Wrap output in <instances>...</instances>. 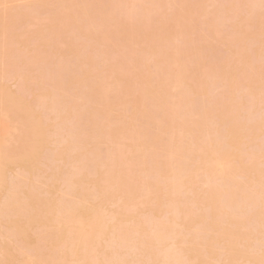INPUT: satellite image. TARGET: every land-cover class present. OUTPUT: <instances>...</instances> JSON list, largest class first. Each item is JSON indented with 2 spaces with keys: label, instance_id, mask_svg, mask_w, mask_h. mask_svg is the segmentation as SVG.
I'll list each match as a JSON object with an SVG mask.
<instances>
[{
  "label": "rangeland",
  "instance_id": "rangeland-1",
  "mask_svg": "<svg viewBox=\"0 0 264 264\" xmlns=\"http://www.w3.org/2000/svg\"><path fill=\"white\" fill-rule=\"evenodd\" d=\"M263 206L264 0H0V264H264Z\"/></svg>",
  "mask_w": 264,
  "mask_h": 264
},
{
  "label": "bare ground",
  "instance_id": "bare-ground-1",
  "mask_svg": "<svg viewBox=\"0 0 264 264\" xmlns=\"http://www.w3.org/2000/svg\"><path fill=\"white\" fill-rule=\"evenodd\" d=\"M257 192H258V191H257ZM258 194H259V193H258ZM258 194H257V195H258ZM259 195H260V194H259ZM170 200H172V199H170ZM250 200H251V198H250ZM252 200H253V202H254L255 199L253 198ZM252 200H251V201H249V199L246 200V201H247V202H245L246 207L249 206V204H250V202H252ZM248 201H249V204H248ZM253 202H252V203H253ZM167 203H168V202H167ZM167 203H166V204H167ZM170 203H171V202H170ZM175 203H176V202H175ZM230 203H231V202H230ZM257 203H258V201H257ZM259 203H260V205L262 204V202H259ZM259 203H258V204H259ZM105 204H106V203H105ZM173 204H174V203H172V205H173ZM177 204H178V203H177ZM254 204H255V203H253V206H254ZM245 205L242 206V207H245ZM165 206L168 207L167 205H165ZM165 206H164V207H165ZM217 206H218V208H216L215 206H212V207H213V208L215 207L216 209L221 210V209L219 208V205H217ZM251 206H252V205H251ZM251 206H250V207H251ZM255 206L257 207V205H255ZM261 206H262V205H261ZM169 207H170V206H169ZM171 207H172V206H171ZM177 207H178V206H177ZM220 207H221V206H220ZM242 207H240V208H241V209H244V208H242ZM256 207H255V208H256ZM173 208H174V207H173ZM173 208H171V209H173ZM221 208H222V207H221ZM238 208H239V206H238ZM253 208H254V207H253ZM253 208H251V209H252L251 211H253ZM262 208L264 209V206H263ZM171 209L169 208V210H171ZM174 209H176V207H175ZM216 209H215V211H216ZM222 209H223V208H222ZM246 209H247V208H246ZM258 209H259V207H258ZM80 210H82V209H80ZM166 210H167V209H166ZM219 210H218V211H219ZM259 210H261V213H264V212L262 211L261 208H260ZM95 211H97V210L95 209ZM95 211H94V212H95ZM167 211H168V210H167ZM221 211H222V210H221ZM243 211H244V210H242V211L239 213L238 210H237V212H238L240 215H241V213H242ZM249 211H250V210H249ZM180 212H182V211H180ZM212 212H213V211H212ZM244 212H245V211H244ZM244 212H243V213H244ZM246 212L248 213V210H246ZM246 212H245V213H246ZM218 213H219V212H214V213H212V215H213V214L217 215V216H215V217L218 218V219H219L220 217H223V215H221V214H223V211L220 212V213H221V214H219L220 217H219ZM255 213H256V214H255ZM255 213H254V214L257 216V220H259L260 218H258V216H259L260 214L257 215L258 210H255ZM148 214H149V213H147V216H148ZM225 214H226V213H225ZM250 214L253 215L251 212H250ZM89 215H90V214H89ZM92 215H93V214H92ZM243 215H244V214H243ZM245 215H246V214H245ZM147 216H146V218H147ZM180 216L183 217L182 214H180ZM227 216H228V214H227V215H224L225 219H227V218H226ZM247 216H248V214H247ZM247 216H246V217H247ZM253 216H254V215H253ZM262 216H263V214H262ZM262 216H261V219L263 218ZM89 217H92V216L90 215ZM149 217H150V216H148V219H149ZM184 217H185V215H184ZM108 218H109V217H108ZM110 218H111V217H110ZM110 218H109V220H110ZM176 218H177V217H176ZM250 218H251V216H250ZM148 219H147V222L150 221V220H153L154 218H152V219L150 218L149 220H148ZM182 219H183V218H182ZM252 219H253V218H251V220H252ZM255 219H256V218H255ZM255 219H253L252 221H254ZM155 220H157V219L155 218ZM158 220H159V219H158ZM158 220H157V221H158ZM251 220H250V221H251ZM263 220H264V219H263ZM105 221H107V220H105ZM157 221H154V222L156 223ZM184 221H185V218H184ZM187 221H188V220H187ZM217 221H218V220H217ZM219 221H220V220H219ZM219 221H218V222H219ZM261 221H262V220H261ZM261 221L259 220V224H258V225H260ZM110 222H111V220H110ZM147 222H146V223H147ZM150 222L153 223L152 221H150ZM189 222H190V221H188V223H189ZM191 222H192V221H191ZM191 222H190V223H191ZM223 222H224V221H222V223H223ZM99 223H101V222H99ZM146 223L143 224V225H147ZM151 223H148V224L151 225ZM157 223H158V222H157ZM160 223H161V222H160ZM183 223H184V222H183ZM222 223H221V224H222ZM248 223H249V222H248ZM158 224H159V223H158ZM162 224L164 225V227H166V225H165L164 223H162ZM195 224H196V223L194 222L193 225H195ZM261 224L264 225V222L261 223ZM99 225H100V224H99ZM143 225H142V226H143ZM150 225H149V226H150ZM193 225H192L191 227H193ZM218 225H220V222H219ZM262 225H261V226H262ZM100 226H101V225H100ZM100 226H99V227H100ZM104 226H105V225H104ZM151 226H152V225H151ZM154 226H156V224H155ZM154 226H152V228H153ZM158 226H159V225H158ZM160 226H161V224H160ZM196 226H200V222H199V225L196 224ZM220 226H221V225H220ZM222 226H223V224H222ZM101 228H102V227H101ZM139 228H140V227H139ZM146 228H147V227H146ZM155 228H157V227H155ZM155 228L153 229L154 232H155V230H157V229H155ZM161 228H162V230H161ZM161 228H159L158 231H156V234H157V235H156L155 233H152V235L154 234V235L158 236V232H160L159 230H161V235H162V236L160 235L161 238H162L164 235H166V234H164V233L162 234V232H163V230H164L163 226H162ZM185 228H186V227H185ZM215 228H216V226H215ZM219 228H220V227H219ZM221 228H222V227H221ZM221 228H220V229H221ZM92 229H93V228H92ZM112 229H113V228H112ZM147 229H149V228H147ZM166 229H167V227L165 228V231H164V232H166ZM189 229H190V228H189ZM208 229H209V227H208ZM126 230H127V229H126ZM134 230H135V228H134ZM141 230H142V229H141ZM141 230H139V231H141ZM149 230H150V229H149ZM149 230H148V232H149ZM153 230H152V231H153ZM211 230H212V229H211ZM215 230H216V229H214V231H215ZM114 231L116 232L117 230L115 229ZM114 231H113V232H114ZM119 231H120V230H119ZM123 231H124V230H123ZM132 231H133V229H132ZM152 231L150 230V232H152ZM186 231H187V230H186ZM207 231H208V230H207ZM207 231H206V232H207ZM218 231H219V230H218ZM221 231H222V230H220V232H221ZM98 232H99V231H98ZM98 232H97V236H99ZM124 232H125V231H124ZM129 232H130V231H129ZM129 232L126 231V232L123 233V234L129 233ZM134 232H135V231H134ZM134 232H133V233H134ZM206 232H205V234H206ZM209 232H211V231H209ZM220 232H219V234H221ZM119 233H120V232H119ZM119 233H118V234H119ZM131 233H132V232H130V234H131ZM135 233H136V232H135ZM135 233H134V234H135ZM137 233H138V232H137ZM141 233L144 234L143 232H141ZM199 233H200V234H199ZM212 233L215 234V232H212ZM212 233H211V234H212ZM145 234H146V233H145ZM150 234H151V233H150ZM150 234H149V235H150ZM168 234H170V233H168ZM198 234L201 235V231L198 232ZM198 234H196V236H198ZM209 234H210V233H209ZM110 235H111V234H110ZM127 235H128V234H127ZM136 235H137V234H136ZM136 235H135V236H136ZM140 235H141V234H140ZM140 235H139L138 237H140ZM206 235L208 236V233H207ZM261 235H262V234H261ZM117 236H122V235L119 234V235H116L115 237H117ZM130 236H131V235H130ZM132 236H133V235H132ZM135 236H133V237H135ZM142 236H143V235H142ZM214 236H215V235H214ZM123 237H124V236H122V240H123ZM125 237H126V236H125ZM133 237H132V239H133ZM152 237H153V236H152ZM154 237H155V236H154ZM154 237H153V238H154ZM199 237H200V236H198L197 239H198ZM217 237H218V236H217ZM219 237H220V235H219ZM219 237H218V238H219ZM253 237H254V236H253ZM120 238H121V237H120ZM120 238L118 237V240L121 242L122 240H120ZM141 238H142V237H141ZM144 238H145V237H144ZM144 238H143V241H145V242H147V244H149L148 239H147V241H146V238H147V237L145 238V240H144ZM148 238L150 239L151 237L148 236ZM156 238H157V237H155V239H156ZM158 238H159V236H158ZM158 238H157V239H158ZM161 238H159V239H161ZM200 238H201V240L203 241L202 237H200ZM203 238H205V237H203ZM215 238H216V237H215ZM127 239H128V238H127ZM135 239H136V238H135ZM139 239H140V238H139ZM197 239H196V237H195V239L192 238L191 240L194 241V240H197ZM212 239H213V236H212ZM141 240H142V239H141ZM108 241H109V240H108ZM110 241H111V240H110ZM123 241H124V240H123ZM129 241H130V239H129ZM132 241H133V240H132ZM213 241H214V240H213ZM222 241H223V240H221V243H222ZM256 241H257V240H256ZM256 241H253V242H256ZM134 242H135V241H134ZM153 242H154V241H153ZM190 242H191V241H190ZM190 242H189V243H190ZM196 242H199V241H195V246L198 247V246L196 245ZM106 243H108V246H109V248H111L110 250L112 251V250H113V249H112V247H113V242H112V241L110 242V244H111L112 247H110L109 242H106ZM122 243H123V242H122ZM124 243H125V242H124ZM132 243H133V242H132ZM141 243H142V241H141ZM154 243H155V242H154ZM200 243H201V242H200ZM215 243H216V242H215ZM215 243H214V244H215ZM221 243H220V244H221ZM225 243H227V242H225ZM138 244H139V242H138ZM142 244H143V243H142ZM147 244H145V245H147ZM201 244H204V241H203ZM227 244H229L231 247H232V245H233L232 243L230 244V242L227 243ZM227 244H225V245H227ZM119 245H120L121 247H123V248L121 249V250H123L125 244L122 246L121 243H120ZM155 245H156V244H155ZM223 245H224V243H223ZM236 245H237V244H236ZM236 245H235V246H236ZM247 245H248V244H247ZM253 245H254V244H253ZM108 246H107V247H108ZM138 246H141V245L139 244ZM201 246H202V245H200L199 248H201ZM220 246H221V245H219V244L217 245V247L220 248L219 251H222V247H220ZM227 246H228V245H227ZM237 246H239V245H237ZM244 246H245V245H244ZM116 247H117V245H116L114 248H116ZM143 247H144V245L142 246V248H143ZM146 247H147V246H146ZM149 247H150V246H149ZM190 247H191V246H190ZM233 247H234V245H233ZM233 247H232V248H233ZM240 247H241V246H240ZM251 247H252V246H251ZM152 248L154 249V247H152ZM226 248H228V250H227V249H226V250L229 251L228 255H229V254L232 255L231 252H233V251L230 252V250H229V246L226 247ZM234 248H235V247H234ZM247 248H248V247H247ZM85 249H86V248H85ZM106 249H107V248H106ZM118 249H119V248H118ZM118 249H116V250H118ZM129 249H130V247H129ZM144 249H145V248H144ZM176 249H177V248H176ZM186 249H187V248H186ZM190 249H191V248H190ZM239 249H241V248H239ZM250 249H251V248H250ZM82 250H83V249H82ZM82 250H81V251H82ZM86 250H87V249H86ZM127 250H128V249H127ZM156 250H157V248H156ZM174 250H175V249H173V251H174ZM191 250L193 251V249H191ZM233 250H234V249H233ZM235 250H236V249H235ZM244 250H246V249H244ZM247 250H249V249H247ZM84 251H85V250H84ZM130 251H131V250H130ZM133 251H134V250H133ZM163 251L167 252V250H163ZM177 251H178V250H177ZM219 251H218V252H219ZM227 251H226V252H227ZM77 252H78V251H77ZM79 252H80V251H79ZM79 252H78V253H79ZM131 252H132V251H131ZM171 252H172V251H171ZM193 252H194V251H193ZM200 252H202V251H199L198 253H200ZM253 252H254V250H253ZM255 252H256V250H255ZM259 252H260V251H259ZM259 252H258V253H259ZM83 253H84V252L82 251V254H83ZM110 253H111V252H110ZM155 253L158 254V257H159V252H158V253L155 252ZM221 253H223V252H221ZM244 253H246V251H245V252L243 251V253H240V254L243 255ZM249 253H251V252H249ZM84 254H85V253H84ZM88 254H89V253H88ZM116 254H117V253H116ZM116 254H112L113 257H114V255H116ZM163 254L166 255L167 253H163ZM174 254H176V253L172 252V256H173ZM177 254H178V253H177ZM215 254H216V253H215ZM236 254H237V253H236ZM262 254H263V251H262V253H261V255H260L259 257H261ZM86 255H87V254H86ZM86 255H83V257H84V256L87 257ZM122 255H123V254H122ZM205 255H206V253H204L203 256H204V257H208V256H207L208 254H207L206 256H205ZM228 255H227V256H228ZM251 255H252V253L250 254V257H248V256H245V257H247V258L250 259V258H251ZM254 255H255V253H254ZM117 256H118V254H117ZM166 256H167V255H166ZM166 256H163V255H162L161 258L164 260V257H166ZM168 256H169V255H168ZM174 256H175V255H174ZM201 256H202V255H201ZM201 256H200V258H201ZM203 256H202V257H203ZM216 256H217V255H216ZM85 257H84V258H85ZM113 257H112V258H113ZM115 257H116V256H115ZM126 257H127V256H126V254H125V258H126ZM158 257H157V258H158ZM182 257H185V255L182 256ZM193 257H194V256H193ZM217 257H218V256H217ZM252 257H254V256H252ZM255 257H256V256H255ZM259 257H258L257 259L255 258V259L258 260V259H260ZM262 257H263V258H262ZM262 257H261V258L264 259V256H262ZM120 258H121V257H120ZM122 258H123V256H122ZM166 258H167V257H166ZM177 258H178V255H177ZM177 258H176V259H177ZM241 258L244 259V257H241ZM247 258H246V259H247ZM117 259H118V257H117ZM172 259H174V258H172ZM180 259H181V260H180ZM194 259H195V257H194ZM219 259H220V257H219ZM225 259H226V257L224 258V260H225ZM239 259H240V258H239ZM82 260H83V259H82ZM84 260H85V259H84ZM118 260H119V259H118ZM160 260H161V259H160ZM167 260H168V259H167ZM167 260H166L165 263H164V262H163V263L166 264V263H167ZM177 260H178V259H177ZM119 261H120V260H119ZM130 261H131V260H130ZM155 261H157V260L155 259ZM168 261H170V260H168ZM180 261H181V262H180ZM231 261L233 262L232 259H231ZM260 261H261V259H260ZM262 261L264 262V260H262ZM79 262H81V260H80ZM82 262H83V261H82ZM105 262H106V261H105ZM160 262H162V261H160ZM172 262H174V260H173ZM247 262H248V261H247ZM247 262L244 263V264H247ZM250 262H251V261H250ZM258 262H259V261H258ZM122 263H123V262H122ZM122 263H121V264H122ZM176 263H178V261H175V264H176ZM181 263H182V258L179 257V263H178V264H181ZM222 263H223V262H222ZM234 263H235V261H234ZM114 264H115V263H114ZM160 264H161V263H160ZM170 264H171V261H170ZM173 264H174V263H173ZM249 264H250V263H249ZM256 264H257V263H256Z\"/></svg>",
  "mask_w": 264,
  "mask_h": 264
}]
</instances>
